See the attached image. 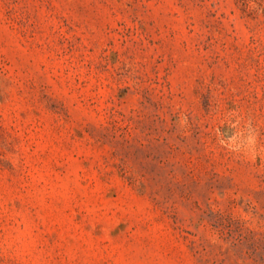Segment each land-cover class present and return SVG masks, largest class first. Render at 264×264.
<instances>
[{
  "label": "rangeland",
  "instance_id": "1",
  "mask_svg": "<svg viewBox=\"0 0 264 264\" xmlns=\"http://www.w3.org/2000/svg\"><path fill=\"white\" fill-rule=\"evenodd\" d=\"M0 264H264V0H0Z\"/></svg>",
  "mask_w": 264,
  "mask_h": 264
}]
</instances>
